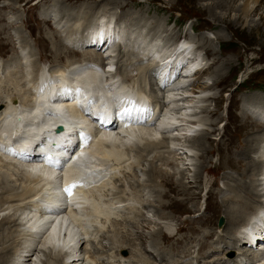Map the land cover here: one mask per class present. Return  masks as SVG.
Returning <instances> with one entry per match:
<instances>
[{
    "label": "rangeland",
    "instance_id": "1",
    "mask_svg": "<svg viewBox=\"0 0 264 264\" xmlns=\"http://www.w3.org/2000/svg\"><path fill=\"white\" fill-rule=\"evenodd\" d=\"M210 2V0H0V17L3 20L0 23V65H2L0 66V84L3 83V88L1 85L0 90H3L7 86L3 79L9 78L7 77L8 72L17 73L15 60L10 61V57L17 52H22L25 58L27 57L28 59L26 65L24 64L22 66V68L27 66V73L30 72L31 74V72L34 73L36 70L41 69L40 72H49L48 74L50 75L56 71V73L60 74L58 71H66L70 66L80 64V61L97 63L101 55L108 65H113V68L109 71L115 70L116 73V67L118 66V69L120 67L128 75V81L130 82L128 88H131L134 82L136 83L135 80H139L134 74L137 71L144 70L140 63L147 62L149 65L151 64L149 59H146V51L152 50L153 52H157L158 50L160 52L157 53L161 54V56L163 54L168 55L177 43H181L185 47L186 45L191 46L192 51L198 55L197 58H201L204 69L207 67L210 69V65H212L213 68H211V71L220 70L217 74L215 72L211 74L198 73L195 79L193 78L194 82L192 81L193 83L188 84L187 89L186 87L182 90L179 89V92H168L167 89L160 91L166 98L168 96L171 97L173 93L180 95V97L184 95L183 99L176 98L178 101L177 105L179 106L174 108V104L171 105L167 101L162 106L163 108L160 109L161 112H159L161 115L160 120L168 117V114H172L175 110L178 114L173 113L172 115L174 116L175 114L176 118L174 117V120L177 122V127H174L173 130L164 129L157 136V138H160L161 136L168 135L175 138L169 142V149L158 147V150L149 146L147 149L151 152L147 150L148 153L147 156L144 154L145 158L143 157V162L138 163L137 159L140 158L138 157L139 155L131 158V154L137 153L135 152L137 148L127 149L128 151L121 148L122 151H119L121 153L124 151V154L122 153L121 160L118 162L111 161L112 166L108 165L110 160H106V164L103 163L104 161H99L100 165L103 163L101 167L111 168L106 172L109 176L105 178L110 177V182H113L92 196L102 206H108L111 202V204H116L117 211L121 213L118 221L108 223L103 219H99L98 222H94L93 224L96 225V228H94L92 223L88 224L86 222L88 229L86 239L94 238L97 240L88 249H95L97 252L103 249V251H100V254L105 255L104 252H107L114 256L115 259L116 257H125L126 260V256L130 255V252L132 253L133 250V253L136 254V249L133 248L131 250L129 248L132 247H126L127 250L124 248L109 250L111 248V238H126L136 242L138 240L137 243L134 242L136 243L135 245L140 248L139 244H143L148 250L149 248L151 249L149 245L151 244L149 234L155 232L156 229H163V235L167 238L169 236H166V234L175 236L177 233L176 236L179 235V237H182L183 241L174 249L170 245L167 248L168 251L161 259L156 257V250L152 251L149 249L148 251L155 256V260L157 261L151 264H165V262L170 264V262L172 263L183 253L182 250L184 248H189L191 254L189 257L181 260V264H194V262H197L196 256L202 262H205L206 259L204 258L209 255L207 248L213 251H221L224 248L222 242H217L212 239L205 241L207 245L210 244V247L204 248L201 246L202 239L204 238L203 233L208 231L201 226V223L208 221L209 227L213 228L216 234H221L225 226V220L222 226L219 225L220 221H222V213L224 211V207L219 205V200L221 196H232L233 194L232 189L231 192L226 190L224 193L221 187L224 188L225 178L227 176L238 177V170L242 167L240 163L245 161L243 155L240 157L239 153L242 151L241 148H243V144H245V140L249 135L247 132H249V125L253 123V120L249 118L250 115L248 116V114L246 115L247 119L243 118L242 112H245L243 100H248L251 96L264 97V13H254L247 18L246 24H257L259 26V30L250 32L248 25H242L241 21L236 19L238 14L235 10L240 5L239 0L234 4V12L225 15L224 22L219 20V16H221L219 12L224 13V11H218L215 14L210 7ZM234 19L237 21L236 26L233 21ZM97 21L100 23L101 35H105L106 27L109 26L108 28H111L112 31L114 28L115 37L112 39V36H110L111 47L108 42L105 44V47L109 46L110 50H106L103 46L101 51L97 50V53H95L91 51L89 45H83L78 48L80 41L84 38L83 33L98 23ZM155 26L156 28H154ZM91 30L89 32H93V28ZM168 34L172 38L168 37ZM222 35L223 37L218 38ZM204 36L210 39V43L213 46L211 54H205L201 47L198 48V42L195 43L198 39H200L199 42L205 41ZM110 37L108 38L110 39ZM72 47H77L79 51L84 53L80 54ZM87 47L90 48L89 51ZM145 47L147 49L143 51ZM140 52L145 53L143 59L139 54ZM115 56L116 59L114 58ZM117 57H119V60H117ZM215 58L217 62L213 64V59ZM110 61H113V64ZM116 61L117 66L115 65ZM211 62L212 64H210ZM223 63L227 64L226 67H222ZM1 67H3V71ZM6 70L9 71L7 72ZM149 80L153 81L154 84L153 77H149L146 82ZM182 80L188 82L189 78H183L181 82ZM9 85L10 87L5 89L10 90L11 94L5 91L4 93L8 94V96L3 94L4 97L0 96V100H10L13 96L16 99L18 96L20 97V90L16 91L13 84ZM204 87L209 88L205 89ZM30 88V85L23 84L22 92L24 93L23 95L26 94L25 96L28 99H32L31 91L29 93ZM202 89L205 90L202 91ZM133 91L135 90L133 89ZM137 93L140 92L137 90ZM28 95L30 96L27 97ZM145 97L147 100L153 101L150 96L148 98L145 95ZM23 99H25L24 96ZM28 99L25 100L27 102L31 101V99ZM3 108L1 106L0 110ZM202 108H207L210 113L204 114L201 112ZM251 110H253L252 116L261 120L259 122L262 123L263 120L260 118V115L263 114L264 110L260 107H255ZM169 111L170 113H167ZM165 112L167 115H165ZM169 116L172 117L171 115ZM210 121H215L216 126H209L207 123ZM91 128L94 130L93 125ZM262 128L259 124L255 130L257 134L260 135L262 133ZM188 129L191 131H188ZM114 131L113 134H119L118 131ZM209 131L213 133L207 138L206 145L208 147L205 145V153V150L203 153L202 151H197L185 139H176L183 135L192 136L197 132ZM93 133L95 134L96 132ZM118 134H114V136ZM125 136L122 133L118 136L117 140L119 138L123 140ZM143 139H147V137H143ZM118 144L120 146L122 145L120 141H118ZM145 144L142 143L140 145L143 146ZM173 147L175 148L173 149ZM126 152L127 154L130 152L128 157ZM139 152L141 151L139 150ZM155 156H158V158L154 159ZM3 158L2 156L0 157V159L5 161ZM254 158L259 160L262 158L264 162V148L262 152L255 154ZM0 163L3 166L6 164V162L1 161ZM7 163L9 164L10 162L8 161ZM18 163L14 164V167H19V169L21 167L24 168L22 166L23 164ZM1 164L0 167L2 166ZM194 164H196V167L202 168L199 178L193 177ZM153 165L158 169L160 168V172L154 175L152 181H148V177L146 176L147 170ZM0 170L4 169L0 168ZM261 170V174L255 177L258 183L264 181V167ZM181 172H183L182 176H180ZM219 172L221 173L218 174ZM27 179L23 177L22 182H25ZM253 180L255 179H250L252 182ZM175 181H182L184 187L179 189ZM18 184L16 187L18 188L17 191L20 192L25 185H22L23 187L19 185L18 187ZM135 184L145 188H139L137 192L133 191L132 189L135 187ZM219 190H221V194L215 195ZM118 191L121 193L119 196H116L114 193H119ZM15 193L16 190L14 191ZM8 195L7 197H11L12 193H8ZM158 200H161L165 206L170 208L159 209ZM244 200L250 205H253L252 200ZM27 201L18 202V205L24 211L28 207ZM5 204L3 205L5 210L0 212V219L2 216H8L12 221L16 222L21 217V210L15 214V203L9 202ZM204 206L207 207L205 209L206 212L204 214H197L200 210L201 212L205 211L203 209ZM255 206L256 204H254ZM162 216L165 217L162 218ZM178 225L183 227V230L180 232L177 230ZM5 228H8V225L0 229V234L5 233L3 231ZM13 228L17 230L16 225ZM78 232L79 235L77 233L76 235L80 239V231ZM114 232H116L115 235H113ZM14 235L15 240L11 238L8 242H5V245H8L13 244L15 241L12 251L14 254H11L12 258L19 254V250L26 248L25 243L29 242L26 236H22L18 232H15ZM158 242H160L161 247L163 241L160 240V237H158ZM42 243H39L38 247L37 244L31 247L27 244L29 248H37L34 251L31 249L33 256L29 262L24 264H43L45 257L42 248L45 243ZM75 244L76 242L71 245L73 246ZM77 246H80V244H77ZM83 248L84 245L81 251ZM227 253H223L222 257L225 258ZM227 256L228 259L234 257V253L230 252ZM257 259L261 258L257 257ZM238 264L247 263L238 262Z\"/></svg>",
    "mask_w": 264,
    "mask_h": 264
},
{
    "label": "bare ground",
    "instance_id": "2",
    "mask_svg": "<svg viewBox=\"0 0 264 264\" xmlns=\"http://www.w3.org/2000/svg\"><path fill=\"white\" fill-rule=\"evenodd\" d=\"M13 1H17V0H13ZM210 1H211L210 7L212 8V11H214L215 14H217L218 11H224V13L219 12L222 16V17L219 16L220 17L219 20H222V22H224L225 15L227 13L230 14L234 12L235 10L234 4L238 0H210ZM239 1H240V5L237 8V10H235L237 11L238 14L236 19L241 21L242 25L243 24L248 25L250 32L259 30V26L257 24H252V25L246 24V20L249 16L253 15L254 13H258V12L264 13V0H239ZM219 13L218 15H220ZM236 19L233 20L235 22L234 23L235 26L237 22ZM2 21L3 20L0 17V23ZM97 22H98L96 23L97 25L95 24L96 26L93 25L91 27L93 28V32L89 33V31L91 30V28H89L85 31V33H83L84 38L80 41L78 48L83 45L85 46L89 45L91 47V51L97 53V50L101 51V48L105 46L106 42H108L109 45L111 44L110 36H112V39L115 37L114 28L112 31L111 28H108L109 26L106 27L105 35H101L100 23L99 21ZM154 28H156V26ZM108 37H110V39ZM168 37L172 38L169 34ZM173 37H177V36H173ZM221 37H223V35L218 38ZM204 38L205 41L199 42L200 39H198L197 41H195V43L198 42L197 43L198 48L201 47L202 51H204L205 54H209V53L211 54L213 51L212 49L213 46L210 43V39H208L206 36H204ZM94 42H96L97 45H92L94 44ZM199 43H201V45H199ZM176 45H180V49L177 51L175 55L163 54V56H161V54L157 53L160 52L158 50L157 52H153L152 50L146 51L147 52L146 59L148 58L151 64L149 65L147 62L140 63L142 64L141 67H143L144 70L140 72L137 71L134 74V76L137 77L139 80H135L136 83L132 80V82L134 83L132 84L131 88H128L129 86L128 84H130V82L128 81V75L124 73L120 67L118 69L117 61L115 63V65L117 66L116 73H112V71L109 70L113 68V65H108L104 57H102L100 54H99L100 59L97 63L80 61L79 62L80 64H74L70 66L69 69L66 71L64 70L58 71L60 72V74L56 73L57 72L56 71L53 72L51 75L48 74L49 72L48 73L40 72L41 69L36 70L34 73L31 72V74L30 72L27 73V66L24 68H22V66H24V64L26 65V61H28V59L27 57L25 58L22 52H17L16 54L14 53V55L10 57V61L15 60L17 73L14 74L8 72L10 69L8 71L6 70L9 73L7 74L8 75L7 77H9L10 79L9 78L3 79L7 86L4 87L3 90H0V96L4 97L3 94H5L4 93L5 91L9 93L11 92L10 90L5 89L10 87L9 84H13L14 89L16 91L20 90L19 92H21V94L20 97L19 96L17 97V99L12 95L13 96L12 99L13 100L15 99L16 101L15 100L13 101L12 99L0 100V107L1 106L4 107L2 110H0V152H1L0 155L4 157L3 159L5 160L3 161L2 159H0V161L6 162L4 166L0 163L2 165L0 168L4 169V170H0V212H3V210H5V207L3 206L5 203L14 202L15 214L19 213L20 210L22 214L21 217H19L16 220L17 224L15 221H12L11 218L8 216H2V218L0 219V229L8 225V228H5L3 230L5 233L0 234V264H24L26 262H29L30 258L33 256L31 254L32 252L31 249L34 251L38 247V244L42 242L45 243L44 247L42 248L45 257L44 258L45 261L43 262V264H151L153 262H157L155 260V256H153L151 252L148 251L150 249L149 247H147L149 248L147 250L143 246V244H139L140 248H138L135 245L138 242V240L136 242L126 238L125 239H118L116 237L111 238V242H110L111 248L109 250L112 249L119 250L122 248L127 250V248L129 247H132L129 248L131 250L133 248L136 249L135 253L137 254V256L136 254L133 253L134 252L133 250L132 253L130 252V255L126 256L127 257L126 260L125 257H120V258L116 257L115 259L114 256L108 254L107 252H104L106 256L100 254V251H103V249H101L98 252L95 251V249L93 250L88 249L89 246L97 240H95L94 238L86 239L87 238L86 236L88 235L86 222H88V224L90 223L93 224L94 222H98L99 219H103L108 223H111L112 221H116V220L118 221V217L120 216L121 213L120 211H117L116 204H111L112 203L111 202L108 206H102L97 201V199L92 196L93 194H96L100 190H103L105 187H107L109 184L113 182V181L110 182L111 178L108 177L105 178V180L101 179L98 182V184H96L95 181L97 178L95 177V170L96 167H100L99 161H104L103 163H105L106 160H110L109 161L110 163L107 164L109 166L110 165L112 166L111 161L118 162L119 160H121V155L122 153L124 154V151L121 153L122 151L121 148L123 150H127V149L130 150V148L132 149L137 148V150L135 151L137 153L131 154L132 155L131 158H134L135 156L139 155L138 157L140 158L137 159L138 163L143 162L145 158L144 154L147 156L148 153L147 150H149L147 149V147L149 148V146L150 147L152 146L153 148H156L158 150H159L158 147H165L169 149L168 146L169 142L175 138L166 135L164 137L161 136L160 139L157 138V136H159L160 133H162L165 128L177 127V122L174 120L176 118L175 114L174 116H172L173 113H176V110L175 112L173 111L172 114L170 113V111L167 112L170 113L168 114V117H164L163 114L162 116L164 118H162L161 120L160 118L159 119L157 118L155 120L157 124L155 127L150 126V128L149 127L138 128L132 125L133 123L127 122L129 123L127 126H122L121 128L116 130L119 132V134L114 133V134H118L117 136H114L113 132L106 133L105 131H101L100 133H97L95 130H92L91 128L92 124L90 123V119L86 115V112H91V114L94 113L97 115L99 113H103L102 112L103 110H107V111L110 110L115 105L122 104L121 107H123L125 101L130 100L131 98L134 99L136 102L137 101L142 102L144 100H147L145 95L148 98L150 96V98H152V100L157 103L156 107L154 108L155 113L159 112L160 109L163 108L162 106H164L167 101L168 103L170 102L171 105L174 104V108H175L176 106H179L177 105L178 101L176 100V98L183 99L184 95L182 94L183 96L180 97V95L178 94L176 95L173 93L171 97L168 96L166 98L164 95L161 94L160 91H162L163 89H167L168 92L169 91L176 92L179 89L182 90L185 87L187 89L188 84L194 82L193 78L195 79V76L198 75V73L211 74L215 72L217 74V72L220 71L218 69L216 71L213 70L211 71V68H213L212 65H210V69H208V67L204 69V67L202 66L203 62L201 61V58H197L198 55L194 53L192 50L187 54V56H184L180 53L183 49L189 51L191 49L190 48L191 46L189 47L188 45H186L185 47L181 43L179 44L177 43ZM110 47L107 46L106 50L107 49L110 50ZM72 48L80 54L84 53L79 51L77 47H72ZM89 49L90 48H88L87 50L89 51ZM146 49L147 47H145L143 51ZM139 54L140 56H142L141 58L143 59L145 53L140 52ZM189 55H191V57H188ZM166 56L167 59H169V63L172 66V68L178 67V65L176 64L179 59L180 64H182V62L184 61H187V63L182 67V69H187L188 67L197 69L193 75H186L185 73L184 76L181 77V79L189 78L188 82H184V80H182L181 82V79L178 78V76L180 75L179 73V75L177 76L178 79L176 78L175 79L176 81L174 83L169 85V83L166 82L165 86H163L162 88L158 87L155 75L157 74V72H160L159 71L160 67L161 66L163 67L162 64L164 63L163 58ZM114 58L116 59V56ZM117 60H119V57H117ZM216 60H217L216 58L213 59V64L217 62ZM210 64H212V62ZM226 65H227L226 63H223L222 67H226ZM107 66H109V68H107ZM2 68L3 67H1V69ZM5 69H7V67H5ZM24 69L26 70V72ZM53 74L54 76H52ZM149 77L150 78L153 77L154 84L153 81L150 80L146 82L147 79H149ZM2 84H0V86ZM23 84L30 85L31 87L29 93L31 91L32 99L29 98L31 99V101L29 102L25 100L28 99L25 96L26 94L23 95L24 94L22 92ZM155 86H157L158 88ZM204 88L207 89L209 87H204ZM133 89L135 91H133ZM136 89L140 93H137ZM205 89H202V91H204ZM5 95L8 96V94ZM23 96L25 99H23ZM29 96L30 95H28L27 97ZM185 97L187 98V96ZM243 101L245 106V112H242L243 118L247 119L246 115L248 114V116L250 115L249 118H251L253 120V123L255 124L251 123L249 125L250 127L248 126L249 132H247V134L249 135L245 140V144H243V148H241L242 151H240L239 153L240 157L243 155V159L245 161L240 163L242 167L240 168V170H238L239 172L238 177L227 176L225 178V185L223 184L224 188L221 187L224 193L226 192V190L228 192H231L232 189L233 191L232 196H228V195L224 197L221 196L219 200V205L224 207V211L222 213L223 217L221 219L222 221H220L219 225L222 226L225 220V226L222 229L221 234H216L214 229L209 227L208 221L201 223V226L204 229L208 230L205 233H203L204 238L202 239L203 240L201 244L202 247L204 248L210 247V244L207 245V243L205 242L208 239H212L217 242L223 243L224 248L221 251H213L207 248L209 254L217 252V256L219 258L214 262L215 264H234V263L238 264V262L240 263L246 262L247 264H264L263 261L264 259V255H263L264 253V181L258 183L257 178H255L259 176V174H261L262 171L261 169H263L264 167V162L262 158L260 160L254 158V155L262 152V149L264 148V123H263L264 112L263 114L260 115V118H262L263 120L262 121L263 124H262L259 122L261 120L254 118L252 116L253 110H251L252 108L255 107L256 108L260 107L264 110V97L261 98L259 96L257 97L251 96L250 99L248 100L244 99ZM16 104L18 105L16 106ZM129 104L135 105L134 101H130ZM201 112H203L204 114L210 113L207 108H202ZM155 113L152 112L153 117H155ZM167 113L165 112V115H167ZM169 115H171L172 117H170ZM120 120L124 121L123 122L124 124L127 120V117L124 116ZM205 120L208 121L207 119ZM207 124L213 127L215 125V121H210ZM259 124L260 126L263 127L262 133L260 135L257 134V132L255 131L258 128ZM58 126L61 128L63 127V129L65 130V134H64L65 139L69 138V141L71 143L76 142L78 140V138L74 136L76 130H81V129L85 130L84 128L88 129L91 140L90 144H88V146L85 147L84 141L81 140L77 146L80 148H77L75 150L76 153L72 154L70 158L71 160H69V162L65 164L63 171L59 173L55 172L53 169H51L48 166L46 167L40 166V164H37V161L34 158H31L30 161H26L25 157L30 158L31 154L34 153V151L30 149V146L32 144H35V142H37L39 139L43 142L44 141L42 140L43 137L47 136L51 138L52 137L51 134L53 132L54 133L58 132L59 129ZM56 127L58 129H56ZM188 131L191 130L188 129ZM93 132L96 133L94 134ZM122 133L126 135L125 139L122 140L119 138V140H117L118 136L121 135ZM211 133L213 132L212 131L197 132L195 133V135L191 136V135H183L182 132L183 136L180 135L181 137H177L176 139L187 140L188 144H192V146L197 151L199 152L202 151L203 153V151L205 150L204 147L208 140L207 138L210 137ZM143 137L144 138L147 137V139H143ZM118 141H120V143L122 144L121 146L118 144ZM142 143H146V144L141 146L140 144ZM47 148L48 150H50L51 146L50 144L48 145L47 143H45L44 149ZM174 148L175 147H173V149ZM139 150L141 152H139ZM205 152L206 150L204 151V153ZM60 154L64 156L65 152L62 151L60 152ZM128 154L126 152L127 157L129 156ZM156 158H158V156H155L154 159ZM8 161L10 162L9 164L7 163ZM18 162H20V164H23L22 166H24V168H22L21 166L20 169L19 167L18 168L14 167V164ZM120 165H122V163H120ZM193 167H194L193 177L199 178L202 168L200 169L196 167V164H194ZM101 169H104V171H108V169L110 170L111 168L101 167ZM159 169L154 167L153 165L147 170L146 176L148 177V181H152L154 175H156L157 172H160ZM220 173L221 172H219L218 174ZM182 174L183 172L180 173V176H182ZM71 175H77L79 177L83 176L81 180L85 183V186L87 187L81 186L76 188L74 193L71 195L68 211L64 209H57V210L52 209V207L50 206L58 205L60 204L59 202L63 201V198H61L60 189L62 185H68L69 183L68 181H70ZM23 177H26L28 179L25 182H22ZM250 179L251 180L255 179V180H253L252 182L250 181ZM61 180H64V182L61 183L60 186H58ZM176 183H177L176 186L179 189H182L184 187L182 185L183 184L182 181H178ZM17 184L18 187L19 185H21V187H23L22 185H25L20 192L17 191L18 189L16 187ZM139 188H145V187L137 186L135 184V187L132 190L137 192ZM15 190L16 193L14 194ZM118 192L119 193L115 192L114 194H116V196H119L121 192L120 191ZM8 193L10 194L12 193L11 197H7L9 196ZM220 194H221V190L217 191L215 195H220ZM244 199L252 200L253 205H250ZM24 200H28L27 201L28 207L26 208V211H24L18 205V202ZM157 203H159L158 205L160 207L159 209L170 208L168 206H165L161 200H158ZM254 204H256L255 207ZM252 211H255L254 215L250 213ZM259 212L261 213V215H259ZM164 217L165 216H162V218ZM252 220H256V221L253 222ZM15 225L17 226V230L13 228ZM246 225H252V230L249 233L247 231H244V227ZM177 227H178L177 230L179 232L183 230V227L181 225H178ZM94 228H96V225H94ZM20 229L22 230L19 231ZM78 231H80V236H81L80 239H78L79 236L76 235V233L79 235ZM15 232H18L22 236H26L29 242L25 243L26 248L19 250V254L17 256L15 254L16 257L12 258L11 254H14L12 253V251L14 249L15 241L13 244H8V245H5V242L6 241L8 242L11 238L15 240L14 237ZM115 233L116 232H114L113 235H115ZM163 234H164L163 229H156L155 232L149 234V239L151 240L150 242L151 244H149L151 247L150 250L152 251L156 250L157 251L156 257H159L160 259L164 254H166V252L168 251L167 248L170 245H172L174 249L183 241L182 237H179V235L176 236L177 233L175 234V236H170V234L168 235L166 234V236H169L168 238L165 237ZM158 237H160V240L163 241V245L161 247H160V242H158ZM37 239L39 241L38 243H37ZM60 241L67 242L68 249L65 248L64 246L61 247L58 244ZM74 242H76V244L72 246L71 244L72 243L74 244ZM246 242L248 243L247 245L249 247L245 244ZM27 244H29L30 247L32 245L37 244V247L29 248ZM77 244L78 245L80 244V246H77ZM83 245L84 248L81 251ZM45 246L47 247V249ZM252 247H254L255 249L253 250ZM78 250L80 251L78 252ZM182 251L183 253L178 258H176L172 263L170 262V264H181V260H184L185 258L189 257L191 254L189 248H184ZM226 252L228 253L233 252L235 254V259H233V257H230L228 259L227 258L228 253L226 254L225 258H223L222 255L223 253ZM145 255L146 257L144 258ZM257 257H260L261 259H257ZM65 259L68 260L65 261ZM207 261H211V260H207ZM165 264H167V262H165ZM202 264H211V263L202 262Z\"/></svg>",
    "mask_w": 264,
    "mask_h": 264
},
{
    "label": "water",
    "instance_id": "3",
    "mask_svg": "<svg viewBox=\"0 0 264 264\" xmlns=\"http://www.w3.org/2000/svg\"><path fill=\"white\" fill-rule=\"evenodd\" d=\"M59 129L61 130V127H59Z\"/></svg>",
    "mask_w": 264,
    "mask_h": 264
},
{
    "label": "snow or ice",
    "instance_id": "4",
    "mask_svg": "<svg viewBox=\"0 0 264 264\" xmlns=\"http://www.w3.org/2000/svg\"><path fill=\"white\" fill-rule=\"evenodd\" d=\"M66 191H67V189H66Z\"/></svg>",
    "mask_w": 264,
    "mask_h": 264
}]
</instances>
